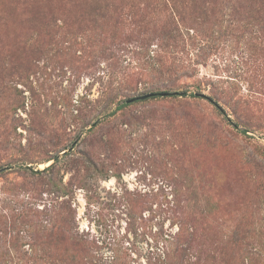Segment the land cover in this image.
<instances>
[{
    "label": "rangeland",
    "instance_id": "374dc122",
    "mask_svg": "<svg viewBox=\"0 0 264 264\" xmlns=\"http://www.w3.org/2000/svg\"><path fill=\"white\" fill-rule=\"evenodd\" d=\"M240 4L0 0L2 261L154 264L161 235L175 264H264V11ZM155 92L186 95L117 110Z\"/></svg>",
    "mask_w": 264,
    "mask_h": 264
},
{
    "label": "trees",
    "instance_id": "16d2710c",
    "mask_svg": "<svg viewBox=\"0 0 264 264\" xmlns=\"http://www.w3.org/2000/svg\"><path fill=\"white\" fill-rule=\"evenodd\" d=\"M211 0H201V2H204V3H208L210 2ZM238 2H240L241 4L236 8H238V11L234 8L233 11H235L236 14H241L240 12L244 13L245 15H260L262 14V12L264 10H262L264 7H260L263 3H264V0H238ZM190 10H198V8H194L193 5L189 8ZM241 10V11H239ZM204 12V11H203ZM206 13L209 14V12L212 14L213 11L209 10L208 11H205ZM161 93H167L166 97L167 98H179V97H183L185 96L184 94H179L178 92H174V93H168V92H155V93H151V94H154V96H152L153 98L152 99H158V98H162L163 99V96L161 95ZM133 100L132 102L134 103H137V102H146L148 101L149 99H146V100H138L137 98H134V99H131ZM133 103H129V102H125L121 105L118 106L117 110H123L125 108H128L130 106H132ZM94 126L96 127L97 126V123L94 124ZM51 160H56L52 165H50L47 169H45L44 171H37V174H42L44 172H48V171H53L57 165V162L58 160L56 158H50L49 160H47V162H50ZM4 218H6L4 216ZM0 219H1V216H0ZM182 234H178V238L181 237ZM160 238V240L162 239L165 243H166V248L164 249V256L160 255L156 262L154 264H175V260L177 258V253L179 251V248H175L174 246V241L175 239L173 240H169V239H166V238H162L161 235L158 236ZM177 238V239H178ZM81 241V240H80ZM79 240H76L74 242V246L76 248H80L81 246V242ZM165 245V244H164ZM80 255H73L71 256V259L70 260H67V262H65L66 264H86L84 261H82L83 259L81 257H79ZM18 264H22L20 261H22V259H16ZM33 261V264H46L45 261L42 260V258H38V257H35L32 259ZM6 260H4L3 258V261L0 259V264H7ZM29 263V262H28ZM91 264V263H89Z\"/></svg>",
    "mask_w": 264,
    "mask_h": 264
},
{
    "label": "water",
    "instance_id": "95a60500",
    "mask_svg": "<svg viewBox=\"0 0 264 264\" xmlns=\"http://www.w3.org/2000/svg\"><path fill=\"white\" fill-rule=\"evenodd\" d=\"M161 95H162V96H166L167 93H161ZM152 96H154V94L144 95V96H141V97H139V98H137V99L144 100V99H147V98L152 97ZM132 101H133V100H129L128 102H132ZM65 153H66V152H64V154H65Z\"/></svg>",
    "mask_w": 264,
    "mask_h": 264
}]
</instances>
